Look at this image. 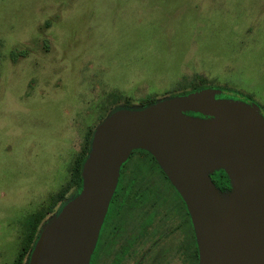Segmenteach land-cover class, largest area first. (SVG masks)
<instances>
[{"label": "rangeland", "instance_id": "obj_1", "mask_svg": "<svg viewBox=\"0 0 264 264\" xmlns=\"http://www.w3.org/2000/svg\"><path fill=\"white\" fill-rule=\"evenodd\" d=\"M201 86L264 115V0H0V264L79 195L114 111Z\"/></svg>", "mask_w": 264, "mask_h": 264}, {"label": "water", "instance_id": "obj_2", "mask_svg": "<svg viewBox=\"0 0 264 264\" xmlns=\"http://www.w3.org/2000/svg\"><path fill=\"white\" fill-rule=\"evenodd\" d=\"M222 94L204 89L114 111L94 133L81 192L43 229L29 264H90L121 167L136 150L154 156L187 203L199 264H264V115ZM216 170L230 177L228 199L209 175Z\"/></svg>", "mask_w": 264, "mask_h": 264}, {"label": "flooded vegetation", "instance_id": "obj_3", "mask_svg": "<svg viewBox=\"0 0 264 264\" xmlns=\"http://www.w3.org/2000/svg\"><path fill=\"white\" fill-rule=\"evenodd\" d=\"M190 117L206 119L200 114ZM224 170L209 173L228 199L233 187ZM224 180V186L219 183ZM192 215L182 195L154 156L132 152L119 182L90 264H199Z\"/></svg>", "mask_w": 264, "mask_h": 264}, {"label": "trees", "instance_id": "obj_4", "mask_svg": "<svg viewBox=\"0 0 264 264\" xmlns=\"http://www.w3.org/2000/svg\"><path fill=\"white\" fill-rule=\"evenodd\" d=\"M200 89H202V86L197 88L196 91H200ZM223 91V94L219 97V98H224V93L226 92V90L221 89ZM237 93V92H236ZM156 103V100L151 99L148 102H144L143 103V108H146L152 104ZM250 103V102H248ZM88 157V156H87ZM87 157H84L80 160H78L76 162V165L74 167V178H75V183L79 189V191L81 192L82 188H83V178H82V170H83V165L87 159ZM224 178H227L226 174L224 173V171H222ZM226 184V182H224V180H222L219 185L224 186ZM63 198V194H60L58 196L55 197L54 201L50 204L49 208L50 211H44L42 210L36 217L33 218L32 222H31V230L29 232L28 237L26 238L23 248L21 250V252L19 253V256L15 262V264H24V261L26 259V257L32 252V250L34 249V245L37 241V234H38V229L39 226L42 222V220L47 216L48 212H51L52 209L54 208V206Z\"/></svg>", "mask_w": 264, "mask_h": 264}]
</instances>
